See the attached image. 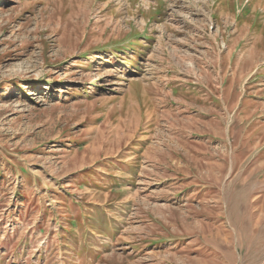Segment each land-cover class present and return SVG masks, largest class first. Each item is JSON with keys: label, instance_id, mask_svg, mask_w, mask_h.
<instances>
[{"label": "rangeland", "instance_id": "rangeland-1", "mask_svg": "<svg viewBox=\"0 0 264 264\" xmlns=\"http://www.w3.org/2000/svg\"><path fill=\"white\" fill-rule=\"evenodd\" d=\"M0 264H264V0H0Z\"/></svg>", "mask_w": 264, "mask_h": 264}, {"label": "bare ground", "instance_id": "bare-ground-1", "mask_svg": "<svg viewBox=\"0 0 264 264\" xmlns=\"http://www.w3.org/2000/svg\"><path fill=\"white\" fill-rule=\"evenodd\" d=\"M148 4V3H147ZM243 200V199H242ZM260 201V199L259 200H257V202H259Z\"/></svg>", "mask_w": 264, "mask_h": 264}]
</instances>
